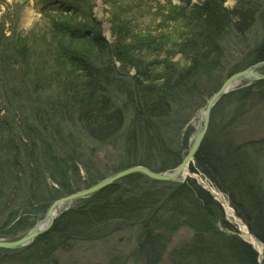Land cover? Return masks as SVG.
<instances>
[{
	"label": "trees",
	"instance_id": "16d2710c",
	"mask_svg": "<svg viewBox=\"0 0 264 264\" xmlns=\"http://www.w3.org/2000/svg\"><path fill=\"white\" fill-rule=\"evenodd\" d=\"M236 1L238 5L232 9L226 7L227 0H204L198 4L184 0L180 6L170 4L166 10L168 19L177 24L171 37L135 33L119 13V0H108L112 43L102 36L101 24L93 18V13L92 28L87 29L83 28L81 19L68 10L50 23L46 34L50 36V44L59 45L57 49L46 45L44 50H38L36 35L22 36L15 26L6 34L4 22L0 20V84L4 83L0 98L9 105L8 111L0 114V200L5 190L12 192L0 203L1 210L9 209L11 200L19 193L14 186L18 176L25 174L21 172L24 166L32 179L42 175L41 168L48 171L52 168L47 166L49 161L60 169L67 167L66 162L61 164L54 160L60 151L70 158L76 156L75 142L68 145L69 141L63 138L65 125L76 126L101 143L122 130L125 115L117 106V99L112 97V87L123 93L133 116L127 136L129 143L134 148L138 145L156 148L162 165L158 171L177 167L182 156L175 153L176 143L166 135L162 123L170 115L172 100L185 92L197 97V81L203 74L215 71L224 58L223 43L227 44L234 36L243 37L252 27L256 11L263 7V2L258 4L257 0ZM177 55L180 59L175 61ZM261 61H264V41L263 46L250 51L230 75ZM131 71L135 72L134 76H130ZM263 88L264 82L258 81L232 94L241 103L238 110L253 92L263 94ZM30 95L34 99H30ZM27 105L32 112L28 113ZM12 125L21 131L17 132ZM44 134H49L48 140ZM213 136L214 132L209 131L191 170L200 171L229 197L237 215L264 245L263 173L249 171L246 164L249 158L242 151L244 147L217 145ZM57 137L61 139L59 145ZM252 145L257 151L255 144ZM22 150L27 158L23 159L25 163H18ZM140 165L150 169L149 163ZM60 169L57 174L61 178ZM135 177L149 180L141 175ZM61 179V187L66 189L68 185ZM187 182L182 186L170 184L169 192H158L157 196L151 188L139 186L131 190L115 183L63 212L54 227L30 247L0 252L19 257L24 254L23 259L35 264L39 257H48L68 242L102 239L131 229L141 233V246L146 251L158 255L184 225L191 227L195 234L209 232L219 238L213 224L219 222L225 229L230 226L223 209L196 181ZM18 213L13 207L6 226ZM0 234L9 236L8 231ZM225 242L235 263L258 264L257 253L239 237L225 238ZM197 252L194 250L191 256Z\"/></svg>",
	"mask_w": 264,
	"mask_h": 264
},
{
	"label": "rangeland",
	"instance_id": "374dc122",
	"mask_svg": "<svg viewBox=\"0 0 264 264\" xmlns=\"http://www.w3.org/2000/svg\"><path fill=\"white\" fill-rule=\"evenodd\" d=\"M107 1L108 0H0V20L4 22V31L6 30V34H10V30L15 26L18 33H21L22 36L29 35L30 33L36 35L35 43L38 46V50H44L46 45L50 46L52 49H57L59 45L54 43L50 44V36L46 34L51 26L50 23H52L54 19H60L65 15L64 13L66 11L70 10L72 12L71 15H75L84 23L82 25L83 28H92L91 21H93L92 19L94 18L101 24L102 36L109 43H112L113 36L109 12L111 10V5L109 6ZM183 1L184 0H119V13L122 15L125 22L132 26V31H135V33L150 32L155 35H167L172 37L177 24L168 19L166 10H168L170 4L180 6ZM191 1L192 3L198 4L204 0ZM256 2L258 4L263 2V7L261 11L257 10L258 5L255 7V11L257 10L258 12L256 11L255 13L256 16L252 27L243 37L234 36L226 41L227 44L223 43L224 58H222L220 66H218L215 71L207 75L203 74V78L197 81V97L194 98L193 94L185 92L180 95V98L177 97L171 101L172 107L170 115L162 124L166 130V135L175 141V153L177 155L181 154L182 160L186 157L192 146L195 127L197 126V116L207 101L212 97H209V95H214L221 88L227 76L230 75L231 70L235 67H239L242 60L250 51L257 49L260 45L263 46L264 0H257ZM225 5L227 8L232 9L237 7L238 2L236 0H227ZM92 13L93 18L91 16ZM50 55L52 56L53 54ZM179 59V55L175 56V61ZM115 64L117 67H120L119 63L116 62ZM45 70L47 71V67ZM257 73L264 74V66L260 67ZM134 75L135 72L131 71L130 76ZM125 81H127V79ZM262 81L264 82V80ZM253 83H251L249 87ZM246 84L247 82H242L236 85L234 90L213 108L206 136L209 131H211L212 133L214 132L213 138L216 136L215 140L217 145L225 143L229 147H244L242 151L247 154L249 158V160L246 161V164L249 166V171H262V177L264 179V88L263 94H258L257 91L254 90L255 92H253L252 97L247 100L246 103L242 104V109L240 110H238V107L241 103L238 97L236 95L231 96L236 91L247 88L244 87ZM2 86H4L3 82L0 84V91H3ZM110 92L115 101L117 99L118 103L116 104L119 109H123L122 112L125 115L122 130L111 140L101 143L89 138L84 131L76 126L65 125V128L62 126L61 129L64 128L65 130L63 132V138L69 141L67 144L70 145V142L73 141L75 145H77L76 156L70 158L71 156L61 152L60 146H57L60 154L55 156L54 160L56 162L59 160L61 164L66 162L67 167H62L63 169H60V166H56L53 162L49 161L47 166L53 169L50 168L48 171L43 167L40 169L42 175H39V177L35 176L32 179H30L27 172L28 169L24 166V172H21L25 174L18 176L17 182H15L16 185L14 186L18 189L19 193H13L15 194V198L11 200L12 204H10L9 209L3 211L0 208V233H2V231L9 232V236L0 234V239L16 240L23 237L30 229L34 228L44 219L49 207L54 201L73 193L89 189L90 187H85L87 185L92 186V184L94 185L115 173L133 167H145L140 165L143 163H149L150 169L147 167L145 168L150 171L157 173L162 172L158 171L161 169L162 165L156 148H147L146 146L139 145L134 148L129 143L127 136L129 134V126L133 119L129 104H126L125 96L121 91L119 93L112 87ZM32 98L33 96H31L30 99ZM27 103L30 104L29 102ZM250 103L253 105H249ZM8 106V103L0 98L1 115L8 111ZM31 110V106L27 105L28 113L32 112ZM28 119L32 121L31 117H28ZM13 126L17 132L21 131L18 126L12 125V127ZM211 126H213V128H211ZM47 127L49 131H52L50 126ZM40 128L43 129V127ZM36 129L39 130V128ZM221 129H224V131H219ZM44 136H47L46 139L48 140L49 134H44L43 137ZM57 138L56 144L59 145L61 139H59V137ZM252 144H255L257 151L254 150L255 147H253ZM71 153L74 156L72 149ZM8 155L11 156L10 158L14 157V154ZM20 158L18 163H25L24 160H26L27 157L24 151ZM193 166H195V161L190 166V169ZM21 167L23 166L21 165ZM177 167L163 172L172 171ZM59 169L63 176L61 178L65 179L64 183L68 185L66 189H62L61 187L63 181H61L60 175L57 174ZM190 172L193 171L190 170ZM193 173H199L204 181L209 182L200 171L196 170V172ZM136 175L140 174L127 176L115 183H118L120 185L119 187L131 188V190L139 186L151 188L155 196L158 195V192L164 193L165 190L169 192L171 188L169 187L170 184L182 186L177 183L153 181L143 176L150 180L145 181V179L142 180L139 177H135ZM187 181L186 183H188ZM262 189H264V182ZM65 190H73L74 192L66 195ZM10 191V189L5 190L0 203L5 202V195L7 197L9 193H12ZM221 194L224 199L230 203L229 197L223 192H221ZM81 200L74 202L70 206L63 207L60 210L61 212L58 218L63 212L77 207ZM13 207L15 211L18 210L19 213L15 214L13 222L6 226V219H8V215ZM22 207H26V209L24 210ZM223 211L225 219L230 226L225 229L219 222L213 224L215 227L214 233L220 235L219 238L211 235L209 232L195 234L191 227L184 225L171 237L170 243L165 251L162 254L156 255L146 251L141 246V233L139 234L135 230L127 229L122 232H114L110 236L102 239L86 242H68L60 247V249L52 251L48 257L43 259L39 257L38 262H35V264H237L233 260L225 244V238L227 239L229 237H239L244 243L250 245L259 256L258 264H264V252L263 256H261L251 239L246 238V236L244 237L241 227H239L235 221V217L230 216L225 209H223ZM236 216L247 228H249L247 223L238 217L237 213ZM250 235L255 236L251 231ZM258 244L262 246L264 251V245L260 242H258ZM194 250H198L197 254H195L196 257L191 256ZM24 256V254L19 257L18 254H4L0 252V264H33L31 260L23 259Z\"/></svg>",
	"mask_w": 264,
	"mask_h": 264
},
{
	"label": "water",
	"instance_id": "95a60500",
	"mask_svg": "<svg viewBox=\"0 0 264 264\" xmlns=\"http://www.w3.org/2000/svg\"><path fill=\"white\" fill-rule=\"evenodd\" d=\"M264 66V62H259L243 71L237 72L235 74L227 76L225 82L221 88L207 101L203 109L197 116V126L195 127V136L191 148L188 151L186 157L182 160L181 164L174 170L168 172H153L145 167H133L122 172L115 173L102 181H99L89 189L73 193L64 198L54 201L48 209V212L44 219L40 221L34 228H32L28 233L23 237L16 240H3L0 239V249L3 250H21L23 248L29 247L34 243L36 239L50 231L53 227L54 222L58 218L59 214L57 213L65 206H70L74 202H77L81 199L89 198L103 189H106L113 183L121 180L127 176L133 174H140L145 176L153 181L161 182H171L183 185L185 181L190 178L197 181L199 185L203 187L214 199L221 205L224 209V205L221 201V195L219 192H216L212 185L206 183L203 179L200 178L199 174L190 172V164L194 161L196 155L198 154L202 143L205 139L208 127L210 115L213 108L230 92L234 90L236 85H239L242 82H247L244 87L249 86L253 82L264 80V74H258L257 70ZM235 217V221L239 227H242L243 223L240 221L234 210H231ZM255 243L257 239L255 236H251Z\"/></svg>",
	"mask_w": 264,
	"mask_h": 264
},
{
	"label": "bare ground",
	"instance_id": "6f19581e",
	"mask_svg": "<svg viewBox=\"0 0 264 264\" xmlns=\"http://www.w3.org/2000/svg\"><path fill=\"white\" fill-rule=\"evenodd\" d=\"M100 1H101V0H100ZM221 201H222V203H223V205H224V209H225V211H226L230 216H232L233 213H232L231 210H234V209L231 207V204L228 203L226 200H223L222 197H221ZM234 211H235V210H234ZM60 212H61V211H58L57 213L60 214ZM241 230H242V233H243L244 237L246 236V238H250L251 241L254 243L255 247L258 249L260 255L263 256V252H264V251H263L262 246H261L260 244H258V243H255V240H254L253 238H251L249 229H248L245 225H242ZM30 246H31V245H30Z\"/></svg>",
	"mask_w": 264,
	"mask_h": 264
}]
</instances>
